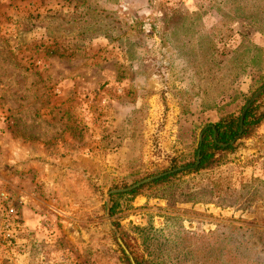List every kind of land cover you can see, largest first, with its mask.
Listing matches in <instances>:
<instances>
[{
    "label": "rangeland",
    "instance_id": "obj_1",
    "mask_svg": "<svg viewBox=\"0 0 264 264\" xmlns=\"http://www.w3.org/2000/svg\"><path fill=\"white\" fill-rule=\"evenodd\" d=\"M263 87L264 0H0V264H264V140L186 171Z\"/></svg>",
    "mask_w": 264,
    "mask_h": 264
},
{
    "label": "trees",
    "instance_id": "obj_2",
    "mask_svg": "<svg viewBox=\"0 0 264 264\" xmlns=\"http://www.w3.org/2000/svg\"><path fill=\"white\" fill-rule=\"evenodd\" d=\"M260 101V100H259ZM248 110L244 119V130L242 133V139H251L257 135L259 127L264 123V111H260L261 107L258 102ZM246 106L242 108V112L238 116L236 114H229L222 117L213 126H208L202 132V140L198 143L197 148L194 150V161L187 164L186 171L197 173L203 170H208L213 168V166L218 164V159L216 158L220 152H232L236 150V144L231 143L239 137L240 135V123L241 115ZM200 156V162L198 163V157ZM176 177V174H171L165 176L159 180L149 183L146 186L140 187L132 191L129 195L138 196L147 186L156 187L161 186L165 182ZM122 196V195H120ZM119 194L117 196L120 197ZM114 205L110 209V214L113 216L118 212V206L113 198ZM137 264H142L137 261Z\"/></svg>",
    "mask_w": 264,
    "mask_h": 264
},
{
    "label": "water",
    "instance_id": "obj_3",
    "mask_svg": "<svg viewBox=\"0 0 264 264\" xmlns=\"http://www.w3.org/2000/svg\"><path fill=\"white\" fill-rule=\"evenodd\" d=\"M263 94H264V87H263L260 91H258V92L253 96V98L248 102V104L246 105V107H245V109H244V111H243V113H242V115H241V123H240V127H241V129H240V135H239L238 138H236V139L231 143L232 145H235V144L237 143V141H238L239 139L242 138V133H243V130H244V119H245V116H246L248 110L254 105V103H255V102H256V101H257V100H258ZM213 128L215 129L214 126H213ZM201 140H202V137H201ZM199 162H200V156L198 157V163H199ZM183 170H184L183 168L175 169V170H173V171H170V172H167V173H163V174H160V175H158V176H155V177H152V178L146 179V180H144V181H141V182L137 183L136 185L131 186V187H129V188H126V189H119V190L112 191V192L109 194L108 199H110V197H111L112 195L132 192V191H134V190H136V189H138V188H140V187H142V186H144V185H146V184L152 183V182H154V181H156V180H159V179H161V178H163V177H165V176H168V175H171V174H175V173H178V172L183 171ZM120 243L122 244V246H123V248H124L126 254L128 255V257L131 259L132 264H136L134 258L132 257V255L130 254V252L127 250V248L123 245V243H122L121 241H120Z\"/></svg>",
    "mask_w": 264,
    "mask_h": 264
},
{
    "label": "crops",
    "instance_id": "obj_4",
    "mask_svg": "<svg viewBox=\"0 0 264 264\" xmlns=\"http://www.w3.org/2000/svg\"><path fill=\"white\" fill-rule=\"evenodd\" d=\"M247 140L249 141L248 143H251L252 140H254V141L255 140H264V123L259 127V129L257 131V135L255 137H253L251 139H247ZM256 144H260L261 145V146H259V149H258L259 151H257V154L258 155H262L264 153V149L262 147V145H264V143H262V142H260V143L256 142L254 145H256ZM247 148L245 149V152L248 153L249 155L252 154L254 151H256V149H253L252 147L251 148L249 147L248 149Z\"/></svg>",
    "mask_w": 264,
    "mask_h": 264
}]
</instances>
